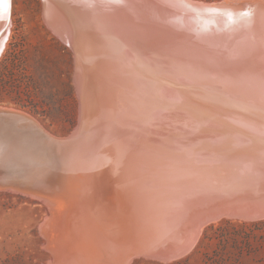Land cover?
<instances>
[{"label": "bare ground", "instance_id": "1", "mask_svg": "<svg viewBox=\"0 0 264 264\" xmlns=\"http://www.w3.org/2000/svg\"><path fill=\"white\" fill-rule=\"evenodd\" d=\"M41 2L44 19L73 50L83 115L65 142L26 113L0 109V183L46 204L40 232L48 264H108L133 248L126 264L138 255L167 261L188 253L208 223L264 219L221 210L183 251L149 250L169 235L157 214L172 198L227 202L257 181L264 198V172L253 169L264 161L260 1ZM11 4L0 0V55ZM191 88L209 96L201 99L207 109L190 108Z\"/></svg>", "mask_w": 264, "mask_h": 264}, {"label": "rangeland", "instance_id": "2", "mask_svg": "<svg viewBox=\"0 0 264 264\" xmlns=\"http://www.w3.org/2000/svg\"><path fill=\"white\" fill-rule=\"evenodd\" d=\"M233 1L243 5L254 0ZM258 1L264 10V0ZM10 20L0 55V109L26 113L43 134L68 139L83 115L74 82L73 50L44 19L41 0H12ZM184 93L192 110L207 109L201 99L209 96L203 90L191 88ZM1 185L0 264H48L50 252L40 232L48 213L46 204ZM199 232L191 250L181 257L162 261L138 255L129 264H264L263 218H224L204 225Z\"/></svg>", "mask_w": 264, "mask_h": 264}, {"label": "water", "instance_id": "3", "mask_svg": "<svg viewBox=\"0 0 264 264\" xmlns=\"http://www.w3.org/2000/svg\"><path fill=\"white\" fill-rule=\"evenodd\" d=\"M150 1L163 8L181 7L180 4L177 5L174 2L172 4L170 2H165V0ZM133 21L134 20L131 19L130 22ZM129 26L131 27L132 24L129 23ZM124 29L125 28H121V30ZM126 31L127 35H129L133 30L127 28ZM59 35L62 40H64L62 34L59 33ZM65 42L67 43V41ZM76 131L68 139L62 140L65 142L74 140ZM253 169H255L256 172H264V161H262L260 165L255 164ZM257 182L254 184L251 183L249 185L250 191L244 193L243 196L234 195L233 197L235 199H232V201L228 200L227 202H222L224 201L222 200L223 198H220L221 201L213 198L210 200V197H205L204 195H197L193 198H172L167 208L160 210L157 216L159 218L158 228L165 226L166 228L164 227V230L169 233V235L174 232V235L170 237L167 235L161 243L154 245L153 248L149 247L150 252L162 256H169L183 251L190 243L191 239L196 236L201 224L209 218L215 217L217 212L221 210H236L237 212L247 215L264 214V198L261 196L257 197L258 194H255L259 192L256 187L259 186ZM247 193L252 195L250 199L245 198ZM133 252H136L135 248L127 249L119 253L111 262H108V264H126L129 256Z\"/></svg>", "mask_w": 264, "mask_h": 264}]
</instances>
